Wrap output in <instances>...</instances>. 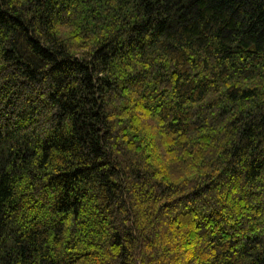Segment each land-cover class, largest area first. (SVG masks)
Wrapping results in <instances>:
<instances>
[{"label": "trees", "instance_id": "obj_1", "mask_svg": "<svg viewBox=\"0 0 264 264\" xmlns=\"http://www.w3.org/2000/svg\"><path fill=\"white\" fill-rule=\"evenodd\" d=\"M0 264H264V0H0Z\"/></svg>", "mask_w": 264, "mask_h": 264}]
</instances>
